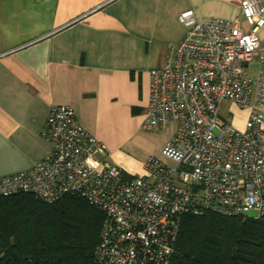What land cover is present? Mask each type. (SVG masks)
<instances>
[{"label": "built area", "instance_id": "1", "mask_svg": "<svg viewBox=\"0 0 264 264\" xmlns=\"http://www.w3.org/2000/svg\"><path fill=\"white\" fill-rule=\"evenodd\" d=\"M239 18L179 19L186 34L150 72L143 129L175 123L162 159L128 176L70 105H53L41 134L51 143L30 169L0 177V198L30 193L52 204L83 198L105 218L97 264H172L185 216L264 219V0H241ZM256 75H250L253 65ZM224 100L248 109L242 127L220 114ZM168 160V161H167Z\"/></svg>", "mask_w": 264, "mask_h": 264}, {"label": "crops", "instance_id": "2", "mask_svg": "<svg viewBox=\"0 0 264 264\" xmlns=\"http://www.w3.org/2000/svg\"><path fill=\"white\" fill-rule=\"evenodd\" d=\"M240 1L0 0V177L51 150L41 130L53 105L72 106L128 176L144 173L151 155L165 159L176 124L156 135L143 129L150 72L174 57L183 11L247 28ZM149 139L155 147L144 152Z\"/></svg>", "mask_w": 264, "mask_h": 264}, {"label": "trees", "instance_id": "3", "mask_svg": "<svg viewBox=\"0 0 264 264\" xmlns=\"http://www.w3.org/2000/svg\"><path fill=\"white\" fill-rule=\"evenodd\" d=\"M104 218L74 195L0 198V264H97ZM172 264H264V219L188 214Z\"/></svg>", "mask_w": 264, "mask_h": 264}, {"label": "rangeland", "instance_id": "4", "mask_svg": "<svg viewBox=\"0 0 264 264\" xmlns=\"http://www.w3.org/2000/svg\"><path fill=\"white\" fill-rule=\"evenodd\" d=\"M256 66L253 65V67H251L252 69H250V75H256V71L253 70V68ZM220 114L224 119H229L230 116L234 117V123L241 127L247 118V114H248V110L241 108L238 104H236L235 102L231 101V100H224L221 104V109H220ZM147 131V130H146ZM145 131V132H146ZM149 134H153L156 135L157 133H160L161 131H147ZM155 147V144H153V141L149 139L148 142H144L141 145V149L144 152H149L151 151L153 148ZM258 215L257 211L255 210H251L250 213L248 214L249 217H256Z\"/></svg>", "mask_w": 264, "mask_h": 264}]
</instances>
